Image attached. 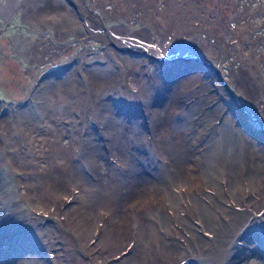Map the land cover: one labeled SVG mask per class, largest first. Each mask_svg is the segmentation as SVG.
<instances>
[{
  "label": "rangeland",
  "instance_id": "374dc122",
  "mask_svg": "<svg viewBox=\"0 0 264 264\" xmlns=\"http://www.w3.org/2000/svg\"><path fill=\"white\" fill-rule=\"evenodd\" d=\"M4 1H8L9 5L12 6L9 11L3 10ZM217 1L86 0L89 6L100 13L104 23L119 36L131 38L139 43L155 45L158 52L165 57L195 54L216 64L222 77L233 90L238 103L250 112L244 118L245 122H242L243 128L241 127V129H245L246 133L255 139L258 136L253 130L254 127L264 128V21L258 26L245 22H234L231 19V9L234 10L235 3L240 0ZM14 2H16V5L13 4ZM49 6L51 8H48ZM47 9L49 11L52 9V11L49 12ZM72 16L75 18L76 12L67 0H0V119L4 115L8 118L11 116L12 128L10 129L14 132L17 131V137L19 138L17 145H20L23 154L25 153L24 157H18L17 159L15 156H10V150L14 146L11 147L6 142L5 136L2 134L4 122L0 120V131H2L0 133V156H2L0 157V248H6L10 246V243L16 245V247L15 245L12 246L11 251L13 253L10 256L12 261L9 264H20V260L22 264H121L120 261L123 260H126L125 262L130 260L132 264H137L136 261L141 255L140 251L144 247L143 238H141L142 233L147 228L146 226H143L144 228L140 226L138 221L140 216L141 219L144 216L145 219H150L152 225L154 223L150 228L151 233L153 228L161 230L162 234H165L163 238H166L165 241L167 240L168 244H166L167 246L161 245L162 247L156 246L157 255L156 257L153 256L155 260L153 263L151 262V256H149L151 252L148 251L146 264H264V172L260 176L262 185L258 186L259 189L253 188L251 192L248 191L247 186L241 184H238L239 192L234 191L235 185L231 187L225 177H222L221 180L225 181L221 184L222 187L224 186L223 188L208 186L209 193L204 202L207 206L211 202L209 206L216 217L212 220L211 231H209V225L200 222L198 217L192 215L193 211L195 212L198 209L196 200H193V198L185 200L184 197H180L176 193L178 204H176V201L166 198V200L161 199L152 205L148 204L150 205V209H148L143 202V191L136 193V200L133 202L129 201L132 195L127 197L129 199H126L125 203L128 207L126 209L123 204V210L118 216V222H120L115 223L117 225L114 226L117 229L116 238L114 237L112 241H105L106 245L100 244L99 247L97 241L101 231L105 229L100 225L103 223L104 226L106 225L105 222L108 216L104 206L98 208V220L92 224L94 227L91 230L92 234L89 235L78 225L81 214L84 215L85 220H88L89 215H92V209L86 205L89 198H85L84 191L90 187L93 188V194L95 195H92V197L95 198H99L101 193L108 187H113L111 189L116 191L122 183L119 186L121 181L116 178L113 181L116 182V186L111 185L110 180L114 178V176H111V170L113 168L119 170L120 167H123L125 172H131L132 170L126 166L135 164L132 161V154H122L117 151L118 142L113 147L101 143L106 152L100 155L94 151V154L90 155L88 151L90 143L88 138L86 139L87 130L91 128L95 132L98 128V123L95 120H103L106 125L117 114L116 112H108L113 116H108L111 119L110 122L104 120V115L107 114L104 110L105 107L99 108V111L94 114L98 101L99 103L101 100L105 101L106 106H111V103L115 108H124L129 116L133 114V111L134 113L149 112L146 116L149 122V115H152L155 130L152 132L149 124L148 126L146 124L150 132H148L147 138L144 139L155 148L160 159L155 160L153 158L154 160L143 162L137 156L136 161L139 165H134L140 168L139 170H142V172L143 170L150 172L148 167L150 165H155L158 168L168 165V159L165 156L167 154L164 147H162L161 138L163 136L167 139L181 137L176 132L172 137L161 126V122L172 113L176 118H181L183 115V106L177 108L170 106L174 101L170 100L172 99L171 96L174 95L173 91H170L169 88L166 92H162L167 85L165 83L170 80L172 83L169 84H174L175 87V82L185 80V74L193 73L197 75L196 69L198 67L188 61H176L173 64L167 61L169 62L167 64L166 61L156 58L154 54L136 48H117L120 50L119 52L124 54L121 55L120 59V56L113 51L117 49H112L113 44L108 42L104 36L93 31L87 25L84 33L78 31L75 28L77 18L72 20L74 19ZM125 55L140 56L138 61L124 67L125 75L121 83H123V89L128 94L124 93L123 100L116 93L110 91L103 93V95L97 93L96 96L95 90L97 88H100L97 91H107L109 87L104 81L99 82L98 86V82L95 83L90 77L89 67L94 65L93 67H95L98 74H105L112 67L111 72L114 73L117 69L122 68V59L126 57ZM101 56H106V58L101 61ZM174 77L176 78L174 79ZM107 82L116 85L115 79H112V82ZM168 91L171 92L169 93L170 96L168 95L169 97L167 96ZM141 95L144 97L142 98ZM154 97L157 98L153 99ZM92 99L94 102H91ZM89 103L94 105L91 109ZM167 106L169 108L164 110ZM175 110L180 112L177 113ZM191 114L189 117L192 118L194 114ZM116 120L111 123L118 125L119 123ZM148 120L146 121L148 122ZM158 124L159 127H157ZM106 129H108V125H106ZM195 130L199 132V128ZM234 131L235 134H239V127L234 126ZM11 136L14 137L15 135L11 134ZM239 137L240 134L237 138L233 136L234 142H237L236 144H240ZM216 141H218V138ZM255 145L256 149L253 156L256 161L258 160L257 163L264 171V147L258 141ZM159 147L161 148L159 149ZM30 159L32 162L29 161ZM86 161L90 163L88 169L85 167ZM161 162L162 164H160ZM76 164L78 166L82 164L83 166L81 165L79 168L77 166L76 170ZM74 170L75 175L73 176L72 172ZM87 171L90 174L92 172L96 173L93 184L89 178H85L84 172ZM49 175L55 176V179L59 178V180L67 178L69 184L64 189H57L56 191ZM71 176H73V179ZM243 177L246 179L245 176ZM88 181L91 185L87 184ZM161 185L160 187H162ZM118 190L121 193L124 192V189L118 188ZM177 190L179 191V189ZM218 190H223L220 191L223 193L218 192ZM237 193H241V195L239 196ZM222 195L225 196V199ZM214 197L217 199L216 201H214ZM162 200L165 201L166 207L163 206ZM180 201L181 203H179ZM187 201H189V204H187ZM174 204L179 206L177 212L181 213L185 210L193 216L194 230L197 233L202 234L203 232V235L207 237L210 235L207 238L209 244L202 242L199 247L193 246L186 226L175 219L174 212L176 210L172 207ZM154 210L158 211L155 212ZM152 220L155 222H152ZM232 220L235 225H233L234 229L238 228L239 230L235 229L231 235H228L225 233L227 231L226 225L231 224ZM157 222L159 223L157 224ZM168 224L170 225L168 226ZM217 229L221 230L223 239H231L230 241L227 240L225 245H222V242L221 245L214 244L215 240L219 239L218 234H216ZM22 236L25 237L19 240L18 238ZM114 240L118 242L115 243ZM99 241L101 240L99 239ZM175 245L182 248L178 250H175L177 249L175 248L173 251ZM220 250H222L221 253ZM160 253L161 255H159ZM212 254L214 255L212 256ZM129 256L131 258L127 259Z\"/></svg>",
  "mask_w": 264,
  "mask_h": 264
},
{
  "label": "bare ground",
  "instance_id": "6f19581e",
  "mask_svg": "<svg viewBox=\"0 0 264 264\" xmlns=\"http://www.w3.org/2000/svg\"><path fill=\"white\" fill-rule=\"evenodd\" d=\"M53 1V0H52ZM56 1V0H54ZM62 1V0H61ZM60 2V1H59ZM41 3V2H39ZM52 3V2H51ZM50 3V5H51ZM69 3V2H68ZM56 4V3H54ZM58 4V3H57ZM42 5V4H41ZM39 6V5H38ZM43 6V5H42ZM52 6V5H51ZM12 6L9 5V2L6 1L5 3V10L9 11L11 9ZM45 7V6H44ZM47 7V6H46ZM56 7V6H55ZM48 8H51L50 6ZM49 11V9H47ZM72 10V9H71ZM52 11V9H51ZM49 11V12H51ZM55 11V10H54ZM75 11V10H74ZM73 12V11H72ZM76 12V11H75ZM74 15V14H73ZM83 16V15H81ZM77 14L76 12V23H75V28L78 31H81V33L85 32V26L87 24L86 20L89 21L90 25L92 26L93 30H96L97 33H99L101 36H104L105 39H107L108 42H111L113 45L112 49H117V48H136L142 51H147L151 54L156 55V53H158V49L156 48L155 45H149V44H143V43H138L137 41H134L131 38H127V37H122V36H115V35H110V34H106L104 31L99 30V25L96 23V21L94 19H88L85 18L84 16L81 17ZM73 17V16H72ZM74 18V17H73ZM72 19V20H75ZM62 27V26H61ZM91 29V28H90ZM132 49V50H133ZM131 50V49H130ZM116 52V55L121 57L124 55L121 52H119L120 50H113ZM141 53V52H140ZM142 54H144L142 52ZM122 55V56H121ZM132 55V54H131ZM145 55V54H144ZM126 56V55H125ZM142 56V55H141ZM106 58V56H101L100 60L103 61V59ZM99 60V58H97ZM113 59V58H112ZM140 59V56H129L127 55L125 58L122 59L123 61V65L122 68L117 69L116 71L111 72V68L108 69V71L103 74V73H97L95 67H93L94 65H91L89 67V71H90V77L96 82H98V86H99V82L104 81L106 82V85L109 87V89L107 91H97L99 90L97 88L95 95L98 93L100 95H103V93H106L108 91L116 93V95L119 96V98H121L123 100V95L124 93H127L125 91V89H123V83H121V81L123 82L124 79V73H125V68L127 65L135 63L134 61H138ZM96 60V59H95ZM99 60V61H100ZM106 60V59H105ZM108 60V59H107ZM117 60V59H114ZM79 61V60H78ZM112 61V60H111ZM142 61V60H141ZM96 62V61H95ZM98 62V61H97ZM165 62V61H164ZM167 62V61H166ZM172 62H176V61H170V63ZM102 63V62H100ZM99 63V64H100ZM113 63V62H111ZM110 63V64H111ZM169 62H167L168 64ZM92 64V63H91ZM191 64V63H190ZM75 65V64H74ZM101 65V64H100ZM102 65H104L102 63ZM101 65V66H102ZM178 65V64H176ZM170 66V65H169ZM187 66V65H186ZM194 66V65H193ZM197 66V65H195ZM73 67V66H72ZM87 67V66H86ZM97 67V66H96ZM98 67H100L98 65ZM114 67V66H113ZM128 67V66H127ZM133 67V66H132ZM182 67V66H181ZM198 68L196 69L197 75L193 74V73H187L185 74V80H180L178 83L175 82V87L173 86L174 84L170 85L169 83L171 82L169 79L168 82H166L165 84L167 85L165 86V89L162 92H166L167 89H171L170 91H173V94L171 97L172 99L170 100H174L172 102V104H170V106H173L175 108L179 107V106H183V115L181 118H176L172 113L170 116H167V118H165V120L163 122H161V126L165 128L166 132L170 133L173 137V135H175L174 133L176 132L177 135H180L181 137H175L174 139H167L165 136H163L161 138V142L163 144L162 147H164V151L167 155H165L168 159V165L167 166H160L159 168L157 166H148L150 172H146L143 170H139L140 168H137L136 166L139 165L136 161L137 156L140 158L141 161H146V160H156L157 158L160 159V156L158 155V153L156 152L155 148L148 144L146 139L147 135H148V124H149V128L152 130V132H154L155 128H154V123H153V118L151 117L152 115H149L150 118V122L148 120V118L146 117L149 112L146 113H134L131 114V116H129V114H127L128 112H126V110L124 108H115V106H113L111 103V106H106V102L101 100L100 103L98 101L97 107H95V112L99 111V108H103L105 107V112L107 114H105V119L107 122H110L111 119H113L114 121L116 120L119 124H112L111 121L108 125V129H106V125L104 124L103 120H95L98 123V128H96L95 132L89 128L87 130L86 133V139L88 138V141L90 143V146H88V151L90 152V155L92 156L94 153V151L98 152L100 155L105 153L106 150L102 147L101 143H105L108 144L109 146L113 147L114 145L117 144L118 142V146L116 149H118L117 151H120L122 154H132L133 158L132 161L136 164V166L134 165H128L126 167L130 168L132 171L131 172H125V169L123 167H120L119 170L113 168V170H111V176H114V178H112L111 181V185L114 184L116 182H113L114 179H120V184L122 183V185L120 187H117L116 191H113L111 188L113 187H108L104 192L101 193L99 198H95L92 197V195L94 192L93 188H89L88 190L84 191V195L85 198H89V200H87L88 202L86 203L87 207L92 209V215H89L90 218L86 221L84 219V215L81 214L80 220L78 225L85 230L86 232L90 234L91 230H92V224L94 223V221L97 222L98 220V214H99V206H104L105 207V211L108 212V216L106 219V225L104 226L103 224L100 225V227H104V231H101V234L99 236V239L101 241H99V239H97L99 247L100 244H104L106 245L105 241H112V239L115 237V233L117 231V229L114 227L115 223L118 222V216L120 215V212L124 206H126L127 209V204L125 203L126 199H129L127 197H132L129 199V201L131 200L132 202L135 201V196L136 193L138 191H143L144 192V198H143V202L145 203V206L147 205L148 209L150 205L148 204H154L158 201H160L161 199L166 200L170 199L172 201H176V204H178V195L180 197H184L185 200H188L190 198H193V200H196V205L198 207V209L193 213L192 215H194L195 217H198L200 222L209 225V227L212 225V220L215 217V213L214 211H211V207L210 205V198L209 200V205H205L206 202L205 199L207 197V194L209 193L208 191V186H217V187H222L221 184L222 182L225 181H221L222 177H225L227 183L233 187L235 185V189L234 191L239 192V187L238 184H241L242 186H247L248 187V191L251 192V190H253V188L255 189H259L258 186L262 185V182L260 181V176L263 174V169H261L260 164L257 163L256 158H254L253 153L255 152L256 149V141L260 142L262 144V146L264 147V134L257 131L256 129H253L254 132L256 133V135L258 136V138L253 139L252 136L248 135L246 133V130L244 131L243 129H241L243 123L245 122L246 115L245 113H243V111L238 107V105L236 103H233V101L230 98H227L225 93H223L222 88L220 86V84L218 83L216 77L214 76V71L211 69H204V67L201 66H197ZM76 68V66H75ZM102 68V67H101ZM171 68V67H169ZM189 68V67H188ZM193 69V67H191ZM78 70H80L78 68ZM183 70V69H182ZM188 70V69H187ZM170 71V70H169ZM173 71V70H172ZM191 71V70H190ZM193 71V70H192ZM195 71V69H194ZM181 72V70H180ZM183 72V71H182ZM184 72H186L184 70ZM173 73V72H172ZM176 73V72H175ZM174 73V74H175ZM114 74V75H113ZM184 74V73H183ZM85 76V75H84ZM183 76V75H182ZM66 77V76H65ZM96 77V78H95ZM87 78V77H86ZM176 77H174L175 79ZM83 79V78H82ZM88 79V78H87ZM90 79V78H89ZM112 79H115L116 81V85H112V83L110 84L107 81H111ZM196 79V80H195ZM173 80V79H172ZM179 80V79H178ZM62 81V80H61ZM66 81V80H65ZM83 81V80H82ZM195 81H197V83H195ZM63 82V81H62ZM173 82V83H174ZM49 83V82H48ZM68 83V82H67ZM93 83V84H95ZM102 83V82H101ZM172 83V82H171ZM66 84V83H65ZM91 84V82H90ZM89 84V85H90ZM126 84V83H125ZM49 85V84H48ZM54 85V84H53ZM64 85V84H63ZM127 85V84H126ZM170 85V87H169ZM65 86V85H64ZM95 86V85H94ZM106 86V87H107ZM102 89V88H101ZM169 93L171 92H167V96L169 95ZM128 94V93H127ZM158 94V93H157ZM156 94V95H157ZM160 94V93H159ZM140 96V94H138ZM162 95V94H161ZM89 96V95H88ZM97 96V95H96ZM113 96V94H112ZM128 96V95H127ZM155 96V95H154ZM166 96V95H165ZM170 96V95H169ZM168 96V97H169ZM74 97V96H73ZM95 97V96H94ZM105 97V95H104ZM142 97V95H141ZM144 97V96H143ZM142 97V98H143ZM153 97V96H151ZM162 97V96H161ZM118 98V99H119ZM133 98V97H132ZM157 98V97H156ZM155 97L153 99H156ZM165 98V97H164ZM95 99V98H94ZM100 99V98H99ZM113 99V98H112ZM120 99V100H121ZM93 100V99H92ZM110 100V99H109ZM135 100V99H134ZM133 100V101H134ZM142 100V99H141ZM151 100V99H150ZM166 100V99H165ZM116 101V100H115ZM67 102V101H66ZM91 102H94L91 101ZM137 102V101H136ZM142 102V101H141ZM159 102V101H158ZM187 102V103H186ZM157 103V102H155ZM165 103V101H164ZM167 103V102H166ZM45 104V103H44ZM57 104V103H56ZM121 104V103H120ZM125 104V103H124ZM129 104V103H128ZM127 104V105H128ZM150 104V103H149ZM40 105V104H39ZM76 105V104H75ZM90 105V109L92 106H94L92 103H89ZM118 105V104H117ZM56 106V105H55ZM58 106V105H57ZM80 106V105H79ZM132 106V104H131ZM134 106V105H133ZM1 107V106H0ZM39 107V106H38ZM139 107V105H138ZM10 108V107H9ZM36 108V107H35ZM94 108V107H93ZM127 108V107H125ZM135 108V107H134ZM169 107H165L164 110H167ZM28 109V108H27ZM38 109V108H36ZM41 109V108H39ZM131 109V108H129ZM9 110V109H8ZM7 110V111H8ZM30 110V109H29ZM31 111V110H30ZM103 111V110H102ZM169 111V110H168ZM177 111V110H175ZM11 112V111H10ZM108 112H113V113H117L115 115V118H109L113 117L112 115L108 114ZM131 112V111H130ZM137 112V111H136ZM180 111H177V113ZM3 113V112H2ZM34 113V111H33ZM193 113V117L191 118V116L189 117V115ZM56 114V113H55ZM54 114V115H55ZM104 114V113H103ZM153 114V113H152ZM157 114V113H156ZM168 115V113H166ZM196 114V116H195ZM93 115V114H92ZM176 115V114H175ZM192 115V114H191ZM13 116V115H12ZM157 116V115H156ZM162 116V115H161ZM103 117V116H102ZM108 117V118H107ZM104 118V117H103ZM157 118V117H155ZM161 118V117H160ZM190 118V119H189ZM195 119V120H194ZM1 121L3 120L4 122V126L3 127V135L5 136L4 138L6 139V142H8L11 147L14 146L13 148H11L10 150V156H15V158L17 159L18 157H24V154L22 152V147H19L17 145L18 143V137H17V131L14 132V130L10 129L11 127V116L10 118H8L6 115H4L2 117V119H0ZM70 120V119H69ZM148 120V122L146 121ZM155 120V119H154ZM159 120V119H158ZM236 120V122H234ZM105 121V122H106ZM94 122V121H93ZM157 122V120H156ZM248 122V121H247ZM116 123V122H115ZM160 123V122H159ZM93 124V123H92ZM147 124V126H146ZM13 125V124H12ZM65 125V123H64ZM247 125V124H246ZM66 126V125H65ZM72 126V125H71ZM234 126H238L240 129V144H236L237 142H234V137H238L239 134H235L234 131ZM157 127H159V124L157 125ZM182 127V128H181ZM248 127V126H247ZM14 128V127H13ZM181 128V129H180ZM196 128H199V132L197 130H195ZM243 128V127H242ZM16 129V128H15ZM52 129V128H51ZM73 129V128H72ZM249 129V128H247ZM9 130V131H7ZM11 130V131H10ZM157 130V129H156ZM159 130V129H158ZM163 130V129H162ZM178 130V132H177ZM74 131V130H73ZM99 131V132H98ZM210 131V132H209ZM252 131V130H251ZM2 131H0L1 133ZM219 132V133H216ZM55 133V132H54ZM165 133V132H164ZM11 134H14L15 136H11ZM160 135V133H158ZM41 135V134H40ZM56 135V134H55ZM152 135V134H150ZM154 135V134H153ZM38 136V135H37ZM57 136V135H56ZM155 136V135H154ZM231 136H232V141H231ZM2 137V136H1ZM50 137V136H49ZM143 137V138H142ZM54 138V137H53ZM60 138V137H59ZM218 138V141H216V139ZM75 139V138H73ZM77 139V138H76ZM152 139V138H151ZM150 139V140H151ZM1 140V139H0ZM38 140V139H36ZM46 141V140H45ZM57 141V140H56ZM102 141V142H101ZM154 141V140H153ZM152 141V142H153ZM158 141V140H157ZM237 141V140H236ZM5 142V143H6ZM151 142V141H150ZM160 142V143H161ZM159 143V144H160ZM216 143V144H213ZM52 144V143H50ZM161 144V145H162ZM213 144V145H212ZM212 145V146H211ZM18 146V147H17ZM44 146V145H43ZM211 146V147H210ZM34 147V146H33ZM210 147V148H209ZM43 148V147H42ZM41 148V149H42ZM61 148V146H60ZM110 148V147H108ZM141 150H136V149H140ZM161 147H159L160 149ZM39 149V148H38ZM37 149V150H38ZM107 149V148H106ZM57 150V148H56ZM64 150V149H63ZM62 150V151H63ZM108 150V149H107ZM163 150V149H162ZM35 151V150H33ZM67 151V150H66ZM110 151V150H109ZM28 152V151H27ZM71 152V150H70ZM115 152V151H114ZM132 152V153H131ZM14 153V154H13ZM93 153V154H92ZM110 153V152H109ZM112 153V152H111ZM36 154V153H35ZM57 154V153H56ZM65 155V154H64ZM89 155V154H88ZM89 155V156H90ZM110 155V154H109ZM127 155V156H128ZM63 156V155H62ZM87 156V157H89ZM96 156V155H95ZM126 156V157H127ZM164 156V157H165ZM2 157V156H0ZM9 157V156H8ZM34 157V156H33ZM37 157V156H36ZM98 157V156H97ZM109 157V156H108ZM62 158V157H61ZM69 158V156H68ZM125 158V157H124ZM154 158V159H153ZM264 158V157H263ZM13 160V158H11ZM39 159V158H38ZM41 159V158H40ZM39 159V160H40ZM79 159V158H78ZM120 159V158H119ZM123 159V158H122ZM166 159V160H167ZM22 160V159H21ZM24 160V158H23ZM43 160V159H42ZM68 160V159H67ZM130 160V159H129ZM138 160V161H140ZM262 160V159H261ZM260 160V161H261ZM10 161V160H9ZM31 161V159L29 160ZM64 161V159H63ZM71 161V160H70ZM116 161V160H115ZM119 161V160H118ZM127 161V160H126ZM158 161V160H157ZM163 161V160H162ZM263 161V160H262ZM11 162V161H10ZM32 162V161H31ZM93 162V161H92ZM150 162V161H149ZM27 163V162H26ZM29 163V162H28ZM55 163V160H54ZM66 163V162H64ZM63 163V164H64ZM79 163V162H78ZM14 164V163H13ZM17 164V163H16ZM24 164V163H23ZM85 164V163H84ZM89 161H86L85 167L88 169L89 168ZM121 164V163H120ZM148 164V162H147ZM162 164V162L160 163ZM28 165V164H27ZM32 165V164H31ZM35 165V164H34ZM58 165V164H57ZM82 164H80L79 166H81ZM116 165V164H115ZM114 165V166H115ZM157 165V164H156ZM166 165V164H165ZM33 166V165H32ZM36 166V165H35ZM52 166V165H51ZM64 166V165H63ZM77 166L78 164L75 165V169L77 170ZM78 166V168H79ZM83 166V165H82ZM257 166H259L257 168ZM25 167V166H24ZM29 167V165H28ZM34 167V166H33ZM49 167V166H48ZM117 167V166H116ZM136 167V169H135ZM26 168V167H25ZM36 168V167H35ZM56 168V167H55ZM84 168V167H83ZM85 168V169H86ZM158 168V170H157ZM3 169V168H2ZM28 169V168H27ZM54 169V168H53ZM52 169V170H53ZM62 169V168H61ZM30 170V169H29ZM45 170V169H44ZM57 170V169H56ZM55 170V171H56ZM81 170V169H80ZM90 170V169H89ZM93 170V169H91ZM129 170V169H128ZM127 170V171H128ZM59 171V170H58ZM79 171V170H78ZM94 171V170H93ZM54 172V170H53ZM52 172V174H53ZM64 172V171H63ZM80 172V171H79ZM91 172V171H90ZM97 172V171H96ZM36 174V173H35ZM44 174V173H43ZM42 174V176H43ZM50 174V173H49ZM51 174V175H52ZM59 174V173H58ZM56 174V175H58ZM68 174V173H67ZM84 174L86 175L85 178H89V180L91 181V183H94V174L92 172V174L89 173V171H87L86 173L84 172ZM106 174V173H105ZM47 175V173H46ZM49 175L50 181L53 184V186L57 189H64L65 187H67V185L69 184V179L65 178L64 180H59L55 179V176H51ZM64 175V174H63ZM66 175V174H65ZM71 175V174H70ZM72 175H75V170L74 172H72ZM73 176L72 179H73ZM80 176V175H79ZM96 176V175H95ZM106 176V175H104ZM246 179H244V177ZM29 177V176H28ZM77 177V176H76ZM33 178V177H32ZM36 178V176H35ZM34 178V179H35ZM69 178V177H68ZM76 179V178H75ZM83 179V177H82ZM81 179V180H82ZM46 180V179H45ZM77 180V179H76ZM109 180V179H108ZM224 180V179H223ZM84 181V180H83ZM90 181L87 182V184H90ZM118 181V180H117ZM240 181V182H239ZM35 182V181H34ZM47 182V181H46ZM72 182V181H71ZM76 182V181H75ZM85 182V181H84ZM99 182V180H98ZM95 183L96 185L98 184ZM180 182V183H179ZM30 184V183H29ZM47 184V183H46ZM78 184V183H76ZM75 184V185H76ZM94 184V185H95ZM162 184V185H161ZM224 184V183H223ZM227 184V185H228ZM33 185V183H32ZM36 185V184H35ZM79 185V184H78ZM109 185V184H107ZM106 185V186H107ZM113 185V186H114ZM160 185L162 187H160ZM240 185V186H241ZM77 186V185H76ZM104 186V185H103ZM102 186V187H103ZM110 186V185H109ZM116 186V185H115ZM114 186V187H115ZM70 187V186H69ZM74 187V186H73ZM101 187V186H100ZM105 187V186H104ZM224 187V186H223ZM222 187V188H223ZM33 188V187H32ZM95 188V187H94ZM99 188V187H98ZM119 189H124V192H119ZM183 188V189H182ZM211 188V187H210ZM213 188V187H212ZM243 188V187H242ZM263 188V187H262ZM31 189V188H30ZM93 189V190H92ZM101 189V188H100ZM115 189V188H114ZM179 189V191L177 190ZM32 190V189H31ZM36 190V189H34ZM80 190V188H79ZM213 190V189H212ZM216 190V189H215ZM226 190V189H225ZM247 190V189H246ZM64 191V190H61ZM96 191V189H95ZM102 191V189H101ZM223 191V190H220ZM218 190V192H220ZM229 191V190H227ZM242 191V189H241ZM67 192V190L65 191V193ZM81 192V191H80ZM97 192V191H96ZM185 192V193H184ZM212 192V191H211ZM210 192V193H211ZM79 193V192H78ZM139 193V192H138ZM177 193V194H176ZM223 193V192H220ZM229 193V192H228ZM82 194V193H81ZM250 194V193H249ZM248 194V195H249ZM56 195V194H55ZM64 195V194H63ZM214 195V194H213ZM225 195V194H224ZM237 195H241V193H237ZM139 196V195H138ZM137 196V197H138ZM218 196V195H217ZM229 196V195H228ZM231 196V195H230ZM59 197V196H58ZM82 197H84L82 195ZM212 197V195H211ZM220 197V196H219ZM222 197L225 196L222 195ZM232 197V196H231ZM76 198V197H75ZM80 198V197H79ZM95 198V199H94ZM230 198V197H229ZM238 198V197H237ZM236 198V199H237ZM241 198V197H240ZM82 199V198H81ZM215 199V197L213 198ZM231 199V198H230ZM229 199V200H230ZM232 199H234L232 197ZM235 199V200H236ZM162 200V204L165 203V201ZM169 200V201H170ZM217 199H215L214 201H216ZM220 200V199H219ZM222 200V199H221ZM227 200V199H226ZM239 200V199H238ZM62 201V200H61ZM168 201V202H169ZM190 201V200H189ZM189 201H187V204H189ZM240 201V200H239ZM213 202V201H212ZM219 202V201H218ZM235 202V201H232ZM83 203V202H82ZM167 203V202H166ZM171 203V202H170ZM181 203V201L179 202ZM195 203V201H194ZM227 203V202H226ZM85 204V203H84ZM133 204V203H132ZM216 204V203H214ZM223 204V203H222ZM233 204V203H232ZM241 204V203H240ZM74 205V204H73ZM130 205V204H129ZM160 205V204H159ZM166 204H164L163 206H165ZM171 205V204H170ZM212 205V204H211ZM217 205V204H216ZM131 206V205H130ZM192 206V205H191ZM224 206V205H222ZM237 206V203H236ZM74 207V206H73ZM79 207V206H78ZM76 207V208H78ZM162 207V206H161ZM166 207V206H165ZM172 207L176 210H174V216L175 219L178 220L180 223H183L186 226V229L189 231V237H191L190 241L193 244L194 247H199L201 246L202 242L204 243H208L207 238L210 237V235L207 237L205 235H203L201 233H197L194 230V221H193V216H191V214H189L188 212H186L184 209V211H182L181 213L177 212L178 209V205H172ZM182 207V206H181ZM221 207V206H220ZM227 207V205H226ZM233 207V206H232ZM75 208V207H74ZM156 208V207H155ZM169 208V207H168ZM172 208V209H173ZM188 208V207H187ZM218 208V207H216ZM235 208V207H234ZM237 208V207H236ZM242 208V207H240ZM239 208V209H240ZM244 208V207H243ZM242 208V209H243ZM80 209V208H79ZM87 209V208H86ZM85 209V210H86ZM125 209V210H126ZM130 209V208H129ZM195 209V208H194ZM102 210V209H101ZM133 210V209H132ZM161 210V209H160ZM170 210V209H169ZM181 210V209H180ZM189 210H191L189 208ZM220 210V209H219ZM226 210V209H225ZM77 211V210H76ZM90 211V210H89ZM128 211V210H126ZM155 211V210H154ZM158 211V210H157ZM155 211V212H157ZM162 211V210H161ZM160 211V212H161ZM164 211V209H163ZM166 211V209H165ZM171 211V210H170ZM190 211V212H192ZM222 211V210H221ZM224 211V210H223ZM85 212V211H84ZM88 212V211H87ZM134 212V211H133ZM132 212V213H133ZM147 212V211H146ZM153 212V211H152ZM168 212V211H167ZM217 212V211H216ZM227 212V211H226ZM83 213V211H82ZM91 213V212H90ZM148 213V212H147ZM165 213V212H164ZM87 214V213H86ZM101 214V213H100ZM150 214V212H149ZM218 214V213H217ZM228 214V213H227ZM133 215V214H132ZM141 215V214H140ZM154 215V214H152ZM222 215V214H221ZM160 216V215H159ZM166 216V215H165ZM217 216V215H216ZM220 216V215H219ZM218 216V218H219ZM86 217V216H85ZM145 217V216H144ZM143 217V219H141V216L138 217V221L140 226H146V230L142 233V241L144 242V247L142 248V250L140 251V257L138 259L137 264L140 263H144L146 264V258L148 255V251L151 252V255L149 254V256H151V262H155L153 256L157 255L155 248L157 245H159L160 247H162L161 245H166L167 244V240L165 241V239L163 238V235L161 230H156L155 228H153L152 233H151V229L152 223L150 222V219H145ZM170 217V216H169ZM106 218V217H105ZM149 218V217H147ZM156 218V217H155ZM158 218V216H157ZM223 218V217H222ZM120 219V218H119ZM164 219V218H163ZM167 219V218H166ZM134 220V219H133ZM157 220V219H156ZM168 220V219H167ZM171 221V218L169 219ZM197 220V219H195ZM198 220V221H199ZM222 220V219H221ZM236 220V219H235ZM137 221V218H136ZM159 221V220H158ZM215 221V220H214ZM244 221V220H243ZM120 222V221H119ZM118 222V223H119ZM152 222H155L152 220ZM223 222V221H222ZM226 222V221H225ZM229 222V220H228ZM159 222H157L158 224ZM162 223V222H161ZM173 223V222H172ZM215 223V222H214ZM217 223V222H216ZM224 223V222H223ZM231 224L226 225L227 227V231L225 232L228 235H231L233 233V231L236 229H234V224H233V220L232 222H230ZM91 224V226H90ZM203 224V225H204ZM135 225V224H134ZM152 225V226H151ZM156 225V224H155ZM167 225V224H166ZM170 224H168L169 226ZM200 225V224H199ZM202 225V224H201ZM225 225V224H223ZM234 225V226H233ZM139 226V225H138ZM165 226V225H164ZM176 226V225H175ZM184 226V227H185ZM206 226V225H205ZM221 226V225H219ZM239 226V225H237ZM136 227V226H135ZM161 227V226H160ZM204 227V226H203ZM243 227V226H242ZM94 228V227H93ZM96 228V227H95ZM139 228V227H138ZM144 228V227H143ZM165 228V227H164ZM177 228V227H176ZM214 228V227H213ZM100 229V228H99ZM103 229V228H102ZM198 229V228H197ZM202 229V228H201ZM223 229V228H222ZM238 229V228H237ZM236 229V230H237ZM164 230V229H163ZM208 230V229H206ZM239 230V229H238ZM94 231V229H93ZM133 231V230H132ZM138 231V230H137ZM141 231V230H140ZM143 231V229H142ZM200 231V230H199ZM209 231H211V227L209 228ZM213 231V229H212ZM165 232V231H163ZM191 232V233H190ZM238 232V231H237ZM223 233V234H225ZM117 234V233H116ZM141 234V233H140ZM206 234V233H205ZM213 234V233H212ZM218 234V238L215 240L214 244H220L221 242L223 243L222 245H225V242L229 239H223V235L220 229H217V233ZM227 235V237H228ZM236 235V234H235ZM87 236V234H86ZM167 236V235H166ZM25 236H22L20 239H23ZM235 237V236H234ZM233 237V239H234ZM116 238V237H115ZM138 238V237H137ZM212 238H214L212 236ZM216 238V237H215ZM17 239V240H18ZM141 240V239H140ZM231 240V239H230ZM228 240V241H230ZM136 241V240H135ZM141 241V242H142ZM213 241V240H212ZM30 242V241H29ZM115 242V240H114ZM118 242V241H116ZM115 242V243H116ZM137 242V241H136ZM142 242V243H143ZM214 242V241H213ZM114 243V244H115ZM229 243V242H228ZM227 243V245H228ZM19 244V242H18ZM30 244V243H29ZM32 244V243H31ZM209 244V243H208ZM10 246L6 247V248H0V262L1 264H9L10 261H12V259L10 258V256L12 255L13 251L12 250V246L15 245V243L13 244H9ZM168 245V244H167ZM166 245V246H167ZM170 245V244H169ZM30 246V245H29ZM36 246V245H34ZM190 246V245H189ZM16 247V245H15ZM98 247V248H99ZM140 247V246H139ZM171 247V246H170ZM217 247V246H216ZM14 248V247H13ZM37 248V247H36ZM158 248V247H157ZM177 248V249H175ZM182 247H178L177 245L174 246V248L172 249L174 251L178 250ZM189 248V247H188ZM192 248V247H191ZM222 248V246H221ZM226 248V247H224ZM136 249V248H135ZM165 249V248H164ZM184 249V248H183ZM182 249V250H183ZM214 249V248H213ZM223 249V248H222ZM140 250V249H139ZM20 251V250H19ZM23 251V250H22ZM215 251V250H214ZM222 250H220L221 253ZM211 252V251H210ZM228 252V251H227ZM137 253V250H136ZM17 254V253H16ZM130 254V253H128ZM219 254V253H218ZM135 255V254H134ZM133 255V256H134ZM161 255V253L159 254ZM214 254H212L213 256ZM132 256V257H133ZM138 257V254H137ZM136 257V258H137ZM10 258V259H9ZM23 258V257H21ZM125 258V257H124ZM131 257L129 256L127 259H130ZM32 260V259H31ZM135 260V259H134ZM27 261V260H26ZM126 260L120 261L122 263L125 264H132V262L129 260H127V262H125ZM161 261V260H160ZM159 261V262H160ZM4 262V263H2ZM17 262V261H16ZM19 262V261H18ZM29 262V261H28ZM134 262V261H133ZM15 263V262H14ZM24 263V262H23ZM30 263V262H29ZM46 263V262H45ZM121 263V264H122ZM20 264H22V261L20 260ZM26 264V263H25ZM39 264H43V263H39Z\"/></svg>",
  "mask_w": 264,
  "mask_h": 264
},
{
  "label": "water",
  "instance_id": "95a60500",
  "mask_svg": "<svg viewBox=\"0 0 264 264\" xmlns=\"http://www.w3.org/2000/svg\"><path fill=\"white\" fill-rule=\"evenodd\" d=\"M73 7L74 10L77 12L79 16L83 15L85 18L88 19H94L96 23L99 25V30L104 31L106 34L119 36L115 32H113L103 21L100 13L93 7L89 6V4L86 2V0H67ZM81 16V17H83ZM88 27L92 29V26L90 25L89 21H87ZM93 30V29H92ZM96 31V30H93ZM139 43V42H138ZM158 51V50H157ZM156 58H159L164 61H188L191 64L204 67V69H211L214 71V76L216 77L218 83L220 84L223 93H225L227 98H230L233 103H236L238 107L245 113L246 117L250 114L247 110H245L239 103L236 98V96L233 93V90L230 88L228 83L225 81V79L222 77L221 72L218 68V66L209 60H206L198 55L195 54H184V55H176L173 57H165L162 56L159 52L155 55ZM257 131L264 134V128L263 127H254Z\"/></svg>",
  "mask_w": 264,
  "mask_h": 264
},
{
  "label": "trees",
  "instance_id": "16d2710c",
  "mask_svg": "<svg viewBox=\"0 0 264 264\" xmlns=\"http://www.w3.org/2000/svg\"><path fill=\"white\" fill-rule=\"evenodd\" d=\"M221 0H218L219 2ZM231 19L234 22L250 23L258 26L264 21V0H240L231 9Z\"/></svg>",
  "mask_w": 264,
  "mask_h": 264
},
{
  "label": "flooded vegetation",
  "instance_id": "af4514ba",
  "mask_svg": "<svg viewBox=\"0 0 264 264\" xmlns=\"http://www.w3.org/2000/svg\"><path fill=\"white\" fill-rule=\"evenodd\" d=\"M5 3H6V1H4V7H3V10L5 9ZM13 4L16 5V2H14ZM13 6H14V5H13Z\"/></svg>",
  "mask_w": 264,
  "mask_h": 264
}]
</instances>
